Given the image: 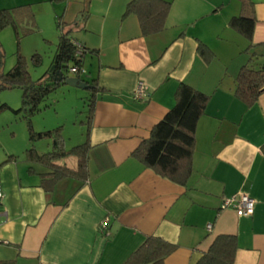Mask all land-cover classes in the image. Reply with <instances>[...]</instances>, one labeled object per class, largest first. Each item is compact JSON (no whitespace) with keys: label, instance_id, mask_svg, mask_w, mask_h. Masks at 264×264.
Segmentation results:
<instances>
[{"label":"crops","instance_id":"crops-1","mask_svg":"<svg viewBox=\"0 0 264 264\" xmlns=\"http://www.w3.org/2000/svg\"><path fill=\"white\" fill-rule=\"evenodd\" d=\"M53 1L0 0V11L29 6L36 25L32 6ZM130 1L88 0L89 12L69 28L87 49L98 89L80 138L90 146L87 181L45 183L47 192V169L26 159L28 134L19 140L14 130L0 131V264H126L151 236L175 246L163 264H197L222 235L236 240L233 264H264V90L250 107L234 95L250 55L264 63V0H254L248 51L250 43L228 25L241 12L238 0H165V29L147 37L137 16L125 15ZM198 43L210 50L208 63ZM139 82L148 95L135 99ZM180 83L209 96L182 185L131 156L173 108ZM41 146L34 144L38 155ZM241 194L255 201L250 217L221 208Z\"/></svg>","mask_w":264,"mask_h":264},{"label":"trees","instance_id":"trees-1","mask_svg":"<svg viewBox=\"0 0 264 264\" xmlns=\"http://www.w3.org/2000/svg\"><path fill=\"white\" fill-rule=\"evenodd\" d=\"M241 12L229 20V27L242 35L252 47V35L256 22L254 13V0H238ZM171 8V2L165 0H132L128 3L125 15L135 14L138 18L140 34L143 37L158 34L165 29L166 19ZM24 23V24H23ZM34 17L29 6L14 10L0 11V31L11 27L17 38L19 27H23L22 34L34 32ZM57 44V62L55 70L49 74L48 70L37 81H32L26 68L24 59L18 56L15 64L6 72L0 70V90L20 89L22 93L21 107L13 110V114L21 115L26 122L28 142L30 147L26 150V159L42 164L46 173L42 174V187L49 192L48 183L52 187L56 182L64 179H73L85 182L88 179L87 159L89 144L84 143L65 151L61 136V127L44 132H35L30 118L36 114L41 104L54 93L63 82H54L55 71L69 76V68H83V58L87 52L85 46L71 37L70 32H64L60 25ZM81 44V55L77 57L78 48L73 42ZM95 53L96 51H90ZM198 55L209 62L212 54L202 43L197 46ZM82 57V59H81ZM3 58V54H1ZM34 65H40V55L34 54ZM254 55H250L247 63L243 65L235 77V97L246 107L252 106L264 90V63L255 65ZM1 60V59H0ZM54 61V60H53ZM53 61L50 66H52ZM1 65V63H0ZM84 69V68H83ZM83 76V75H82ZM75 77V76H74ZM81 76H76L80 80ZM81 81V80H80ZM90 86L88 99V119L94 107V97L97 89L95 79L90 82L82 81ZM175 103L171 110L152 128L148 139L142 141L140 146L132 153V157L144 166L154 171L160 177L176 184H184L191 174V158L194 147V133L199 118L205 113L209 96L180 83L175 93ZM10 110L7 104H0V113ZM40 140H51V148L44 154L38 155L34 144ZM264 153V146H262ZM71 155L76 159V167L70 168L58 164L56 161ZM47 188V189H46ZM175 246L158 237H148L140 247L130 256L126 264H163L164 260L174 252ZM236 251V240L232 236H217L208 251L200 258L197 264H233Z\"/></svg>","mask_w":264,"mask_h":264},{"label":"rangeland","instance_id":"rangeland-1","mask_svg":"<svg viewBox=\"0 0 264 264\" xmlns=\"http://www.w3.org/2000/svg\"><path fill=\"white\" fill-rule=\"evenodd\" d=\"M87 3L88 0H54L53 2L34 4L32 6L36 23L34 32L23 35V27H19L20 38H17L10 27L0 31V58L3 53V58L0 60L1 71H8L15 64L17 57L21 56L32 81L39 80L51 68L50 64L57 52L60 33L57 28L58 20L64 22L61 30L69 31V28L74 25L76 17L81 19L82 14L86 16V13L89 12L86 7ZM34 54L40 55V65H34L32 60ZM89 59V56H84L85 74L80 77L81 81H90L88 75L91 72ZM68 77H73V75L69 73ZM21 97L20 89L0 90V104H8L10 107V110L0 113V131L9 133L14 130L16 139L19 140L24 139V137L27 138L26 122L21 115L13 114V110L17 111L21 107ZM89 97V90L60 85L41 104L40 110L30 118L33 130L44 132L61 127L65 151L81 144L83 140L80 141V138L86 131ZM38 142L42 143L40 150L43 152L50 150V146L48 147V144L50 145L49 140ZM74 160L73 156L66 155L58 159L57 163L66 165L70 164V161L74 163Z\"/></svg>","mask_w":264,"mask_h":264},{"label":"built area","instance_id":"built-area-1","mask_svg":"<svg viewBox=\"0 0 264 264\" xmlns=\"http://www.w3.org/2000/svg\"><path fill=\"white\" fill-rule=\"evenodd\" d=\"M74 45L78 48V51L76 52L77 57L82 56L81 55V44L78 42H73ZM82 59V57H81ZM69 73L72 74L73 76H82L85 74V70L79 69L78 67L74 66L69 68ZM147 93L145 91L144 83L139 82L135 88V91L133 93V96L135 99H142L147 97ZM2 201V186L0 183V204ZM254 205L255 201L251 199L249 196L241 194L238 197H230L227 199H224L221 208L222 209H232L238 217H250L252 216L254 212ZM107 226V221L104 220L101 222L100 227L105 230ZM210 228V226H208Z\"/></svg>","mask_w":264,"mask_h":264},{"label":"water","instance_id":"water-1","mask_svg":"<svg viewBox=\"0 0 264 264\" xmlns=\"http://www.w3.org/2000/svg\"><path fill=\"white\" fill-rule=\"evenodd\" d=\"M56 59H57V56L54 58L53 64L48 71L49 74L55 70V66H56V62H57ZM53 81L54 82H63L64 85H67L70 87H75V88L82 89V90H89L90 89L89 85L80 81L78 78H76L74 76L73 77H66L65 79H63L62 73L59 72L58 70L54 72Z\"/></svg>","mask_w":264,"mask_h":264}]
</instances>
